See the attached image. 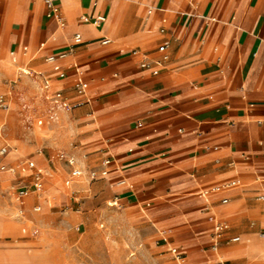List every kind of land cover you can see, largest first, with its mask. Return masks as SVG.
I'll return each mask as SVG.
<instances>
[{
    "label": "crops",
    "instance_id": "0c3cea01",
    "mask_svg": "<svg viewBox=\"0 0 264 264\" xmlns=\"http://www.w3.org/2000/svg\"><path fill=\"white\" fill-rule=\"evenodd\" d=\"M53 4L55 14L44 0H0V74L17 67L11 103L19 67L49 75L51 91L71 101L78 99L74 83L86 86L89 102L64 109L46 101L40 80L28 75L39 101L56 108L46 112L53 138L66 143L67 152L48 160L64 153L88 177L96 171L80 192L85 204L110 198L123 208L140 225L144 255L168 235L183 262L164 254L154 264H264V0ZM63 49L67 74L59 79L44 57ZM24 103L21 119L29 125ZM66 166L69 186L79 176L71 178ZM30 173H20L28 184ZM27 196L13 195L20 214ZM52 197L65 200L60 191ZM214 219L228 226L219 241ZM33 261L23 249H0V264Z\"/></svg>",
    "mask_w": 264,
    "mask_h": 264
},
{
    "label": "rangeland",
    "instance_id": "374dc122",
    "mask_svg": "<svg viewBox=\"0 0 264 264\" xmlns=\"http://www.w3.org/2000/svg\"><path fill=\"white\" fill-rule=\"evenodd\" d=\"M3 69L0 65V70ZM15 69L12 64L11 74H0V94L7 90L9 80L16 78ZM5 70L10 72V69ZM29 78L26 74H18L9 111L0 110V147H9L7 154L0 156V165L8 163L15 166L26 160L33 161L42 171L41 187L27 196L20 214L13 193L21 174L0 170V249H23L33 257L34 264H154L152 258H165L164 254L171 259L170 263H174L179 251L171 248L173 243L168 235L159 232L167 239L166 245L154 247L151 256L144 255V245L138 239L140 225L126 215L123 208L109 205L110 198L85 204L80 192L88 190L95 181L90 180L86 172L82 171L79 178L72 179L69 186L64 184L68 167L63 161L48 160L51 152H67L66 143L53 138L47 121L46 112L49 108H56L39 101L38 88ZM22 102L31 108L32 122L29 125L21 119ZM38 119L42 120L39 125L36 123ZM27 179L30 181V178ZM79 180L85 185L82 189L77 183ZM55 191L63 192L65 200L62 203L54 201L52 194ZM74 201L79 203L78 212L75 211ZM216 222L225 223L214 219L213 229ZM162 243L165 242L159 240V244ZM98 246L99 255L95 249ZM5 253L4 257L8 259V251ZM97 258L98 262L103 259L104 262L97 263Z\"/></svg>",
    "mask_w": 264,
    "mask_h": 264
},
{
    "label": "built area",
    "instance_id": "2783aa9c",
    "mask_svg": "<svg viewBox=\"0 0 264 264\" xmlns=\"http://www.w3.org/2000/svg\"><path fill=\"white\" fill-rule=\"evenodd\" d=\"M44 3L48 7L50 14L56 13L57 8L53 4V0H44ZM103 19L104 16L98 15L95 18V21L101 22L103 21ZM74 40L75 42L79 41V36L77 34L74 36ZM164 49H165V45L158 46L159 51L163 52ZM67 54H68V49H63L58 52L48 53L44 57V60L50 66L51 71L59 79L64 78L67 74L66 70L63 68L61 64V61L67 56ZM142 65H144V63ZM18 70L20 74H26L34 78H38L40 80V87L43 90L42 96L49 103L55 104L64 109H71L75 106H80L84 103L89 102V99L86 96V86L80 79H78L74 83V89L78 96V99L75 101H71L67 96L64 95V93L61 90L51 91V78L49 75L45 74L44 72L29 68H21V67H19ZM14 83L15 81H9L7 83L8 89L2 94H0V110L2 111H7L10 107L11 97H12V87ZM41 123L42 120L38 119L37 124H41ZM7 152H8L7 145H3L0 147V156H5ZM51 157L59 161H63L71 167V171H70L71 178L78 177L81 175L82 170L78 167L77 160L75 157L71 155H66L64 153H56ZM109 162H110L109 158L104 159L105 164H108ZM0 170H6L8 172L18 171L22 174H25L28 171L31 172L29 175L32 177V179L29 184L24 181L23 175L18 177L17 179L14 195L15 198L19 201L24 199L30 193L31 190H38L41 187L42 171L36 166V164L33 161L26 160L25 162L18 163L15 166H11L4 163L0 165ZM105 173L106 171L103 170L101 171L100 174L103 175ZM88 175L90 179H95L98 176V173L92 170L89 172ZM65 183L68 185L70 183V179H67ZM222 201L225 202L226 200L223 199ZM227 227L228 226L225 223L216 222L213 231L214 238L216 241H219V239L222 238L223 233L227 229ZM261 235L264 236V231L261 232ZM238 239H239L238 236H234L231 238L232 241H237ZM162 240L165 243H167V239L165 237H163ZM175 259L180 263L183 262V257L181 254H176Z\"/></svg>",
    "mask_w": 264,
    "mask_h": 264
},
{
    "label": "bare ground",
    "instance_id": "6f19581e",
    "mask_svg": "<svg viewBox=\"0 0 264 264\" xmlns=\"http://www.w3.org/2000/svg\"><path fill=\"white\" fill-rule=\"evenodd\" d=\"M10 60H11V59H10ZM12 61H13V60H12ZM16 68H17V67H16ZM7 111H9V109H8ZM7 111H4V112H7ZM8 148H9V147H8ZM15 152H16V151H15ZM114 242H115V241H114ZM113 244H114V243H113ZM114 245H115V244H114ZM114 245H113V246H114Z\"/></svg>",
    "mask_w": 264,
    "mask_h": 264
}]
</instances>
